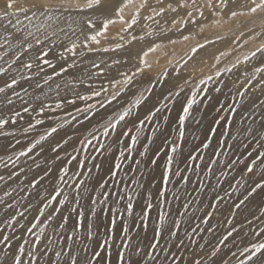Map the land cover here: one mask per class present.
<instances>
[{
	"label": "rangeland",
	"instance_id": "rangeland-1",
	"mask_svg": "<svg viewBox=\"0 0 264 264\" xmlns=\"http://www.w3.org/2000/svg\"><path fill=\"white\" fill-rule=\"evenodd\" d=\"M5 2L6 0H0V13L5 10ZM81 2L83 3V0ZM206 2L207 0H196L193 5V0H160L159 3L157 0H148L146 6L140 7L142 0H132L131 4L123 7L126 0H111L102 9L85 8L81 12L73 13L77 23L61 25L65 27L68 36L58 33L57 36L51 37V42H45L41 46L45 51H49L46 58L55 65V72H60L61 67L67 68V71L60 75H55L53 69L47 65H41L44 72L37 75L33 52L21 55L20 49L0 48V56H3V59H0V68L6 70L0 74V87L5 89L0 92V119L10 121L0 128V133L14 134L0 135V176H4V180L0 181V199L4 201L0 203V238L3 235L10 238L19 236L24 232V229L30 226L27 221L33 220L37 215L36 207L40 206L36 193L39 191L41 195H47L56 187L61 192L59 200H65L67 197L64 205L53 202L55 207L62 208V212L48 221L45 217L51 209H45V216L39 218L43 224H38L33 230L35 235L24 236V239L33 241L40 226L51 227L46 237L53 241L50 245L52 251L46 256L41 255L45 243L42 238L41 250L37 256H42L43 260L48 258L47 264H69V256H76L78 264H87L95 251H100L101 257L92 261V264H108L109 261L111 264H117V253L120 251H123L125 259H131L133 264H162L164 254L159 248H150L154 230L160 227L158 217L161 214H165L164 240L161 241V246L170 239L166 229L171 226L172 220L180 223L178 235L184 239L185 246L181 249L170 247V253L177 257L176 264H193L194 260H201V264H239L247 255H241L244 247H250L251 243L257 241L264 243V235H254L264 229V191L257 190V193L248 197L239 209L233 206L248 195V191L254 186L253 180H258L259 177L253 176L250 179V174L242 171L243 163H237L232 168L226 167L231 159L245 151L240 146L241 141L250 144L249 150L264 151L257 143L259 135H264V130L261 129L264 122V71H256L258 68L264 69V53L257 52L254 57L251 55L258 47L264 45V11L255 15L229 18V15L223 12L214 14L217 8L206 7ZM210 2L219 7V0ZM197 6L199 11L196 10ZM118 7H123L122 19L115 14ZM156 12H160V15H156ZM133 16L136 17L135 23H132ZM88 19L93 21L95 28L87 27L85 21ZM108 19L113 23L107 24L105 30L103 25ZM5 23L6 21L0 20V25ZM130 23L132 27L122 31ZM72 29H75V35L72 34ZM98 30L104 32L103 35L97 36L100 43L87 41L90 48L96 49L88 52L83 47L85 35H95ZM4 35L5 31L0 27V37ZM184 36H189L190 39L184 40ZM73 42L77 45L75 52L67 51L66 49L72 48ZM150 48L155 50L149 51ZM192 48H196V51L193 52ZM6 51L7 55L4 54ZM17 55L20 56L19 60H16ZM61 56L64 59H60ZM142 60L146 63H142ZM30 61L34 65L32 69L23 67V64ZM93 62L98 64L99 68L93 67ZM73 64L75 67H69ZM47 76L52 79L44 83ZM125 76L133 78V83L126 87L122 84ZM209 77L211 79H208ZM13 78L18 83L12 88L6 87ZM115 80H120L121 85L118 87H125V90L120 100L114 102L112 107L122 103L131 108L132 115L127 118L128 128H132L131 121L135 116L139 115L143 119L150 109L160 108V112L152 121L145 122L137 143L130 150L125 147L131 144L128 137L123 138V143L114 144L115 133L104 137L101 135V128L95 133L99 139L93 140L91 145L85 147L84 144L70 142L65 145L66 152L60 151L61 159L54 161L48 146L54 145L64 137L65 132H75L76 137L91 139L88 133L93 130L87 122L84 125L76 124L75 128L68 124L61 128L60 125L70 121L71 116L81 117L69 105L55 109L56 102L75 99V93L91 95V91L99 89L101 85L108 89L100 98L77 101L79 107H86L115 91L109 83ZM37 83L41 85L40 88L36 87ZM57 85L60 86L59 89ZM216 88H220V91L216 92ZM193 95L198 103L193 105L190 116L185 120L184 137L181 138L178 118L182 114L183 106ZM137 99L142 101L139 107L135 106ZM8 100L12 103L9 104ZM42 104L49 105L55 111L45 108L41 113L39 109ZM221 106L219 115L227 117L228 121H221V124L216 126L212 121L217 117L215 109ZM25 107L29 108L27 113L23 111ZM233 108L236 109L235 112L231 111ZM17 112L20 113L19 116L15 115ZM69 112L71 116L68 115ZM110 112L111 108L106 110L105 114ZM13 117L17 120L16 124L11 123ZM36 120H42L43 123L36 124ZM29 123L35 127L25 132L24 129ZM95 123L96 119H93L92 124ZM51 126L57 127L58 131L42 142L45 148L43 153L38 145L29 156H19L21 151L26 150L31 142L39 139V135ZM210 126H216L218 131L217 135L213 136L209 148L205 149L201 143L205 141ZM123 127V124L120 125L117 131ZM249 128L256 135V140H253L252 135H248ZM131 134L136 135L135 130ZM233 137L236 139L233 140ZM17 140H20V144H16ZM219 141L225 143L218 146ZM173 142L180 145L175 154L168 151ZM101 144L108 150L96 151ZM233 145L236 147H229ZM197 148L198 151L195 150ZM214 150L220 155H214ZM120 152H124V157L128 158L120 156ZM189 152L203 157L187 162L193 168L200 166L194 171L184 172V175L190 177L189 183H178L179 178L172 176L169 182L164 184L162 177L167 155L174 156L171 167L176 171L177 167L181 170L184 168L182 160ZM233 152L236 153L235 156ZM71 156H76L77 160L69 163ZM93 156L96 157L95 160L92 159ZM153 159L157 161L154 165L151 163ZM243 159L246 163L251 162L249 157ZM212 160H217L218 163L213 164ZM77 161L82 162V166H78ZM136 161H139V164ZM37 164L40 168L36 167ZM94 164H102L103 167L96 169ZM115 164H119L120 168L116 169L117 175L112 178L108 168ZM48 167L52 168V172L45 177L44 169ZM62 168L66 174L60 171ZM21 169L24 171L21 172ZM13 172L18 175L9 179ZM60 176H63V180L58 178ZM41 177L44 179L41 180ZM101 177L109 181V192H112L114 187L115 192L124 199L117 202V197L111 196L106 204L93 205L90 198L97 201L101 199L103 190L97 184ZM33 179L40 180L37 188L29 184ZM81 181L83 186L77 188L76 185ZM198 182H203L204 192L194 191ZM161 191L163 196H160ZM5 192L10 195L6 196ZM216 193L224 198L223 201L213 199ZM78 195L79 203L76 201ZM129 202L133 205L131 215L125 210ZM210 202L216 203L217 207L209 208ZM30 203L33 207L25 212ZM185 203H189L187 210L182 206ZM8 204H12L13 208L9 209ZM148 204L152 205L151 209H147ZM72 207L84 212L78 230L75 227L77 213L69 211ZM93 208L96 209L97 216L92 215ZM101 209L106 211L101 212ZM142 210L148 211L147 220L143 223ZM20 212H25L27 220L19 216ZM207 212H211L212 216L209 223L204 224L202 219L207 218ZM12 214L16 215L18 223L14 222L12 227H8L6 221ZM61 216L70 217L63 229L58 227L63 222ZM113 218L117 221L116 228L106 234V226ZM89 222L92 223V239L87 238L86 226ZM20 225H24V228ZM124 225L129 228L127 233L122 232ZM197 225V232L192 233L189 240L186 233H190L191 228ZM209 227H212V232L207 231ZM233 227L237 231L225 244H221L220 241ZM69 236L72 238L67 239ZM22 242L11 239V249L0 244V264H11L14 254H18L16 249ZM104 242H107V252L98 248V244ZM171 243L175 244L177 241L173 239ZM125 244L129 247L125 248ZM200 245L204 247L201 249ZM137 248L141 250L138 256L135 254ZM61 250L67 255H62L57 261L53 254ZM214 250L216 255L212 256ZM149 251L157 257L156 260L145 255ZM232 253H235V256ZM166 264H172L171 260Z\"/></svg>",
	"mask_w": 264,
	"mask_h": 264
},
{
	"label": "snow or ice",
	"instance_id": "snow-or-ice-1",
	"mask_svg": "<svg viewBox=\"0 0 264 264\" xmlns=\"http://www.w3.org/2000/svg\"><path fill=\"white\" fill-rule=\"evenodd\" d=\"M111 0H83V3L81 0H6L5 5H4V11L0 13V20L6 21L5 24L0 25L5 31V35L3 37H0V40H2V43H0V48H6L7 50H11L13 48L15 49H20L21 50V55L28 53V52H33L35 56V67L37 69V75L39 73L44 72V68L41 65H47V67L52 68L54 71L55 75H60V73L66 72L67 68L61 67L60 72H55V65L52 64L51 60L47 59L49 55V51H45L41 46L45 44V42H51V37L52 36H57L58 33H63L65 37L68 36V33L65 31V27L61 26L62 24L64 25H69V22L75 24L77 21L73 17V13L76 12H81L85 8L87 9H93V10H98L102 9L107 6L108 3H110ZM159 3L160 0H157ZM132 0H126V3L123 5V7H126L128 4H131ZM148 4V0H142V3L140 4V7H144ZM196 4V0H193V5ZM185 5H181V7H184ZM206 7L210 8H217V12L214 13L216 15L221 14L223 12L226 15H229V18H236L237 16H248L249 14L255 15L260 11H264V0H219V7L210 2V0H207L206 2ZM234 6V7H232ZM123 7H118L115 9V14L117 16H120L122 19V12H123ZM171 7V5H169ZM175 11V9H172ZM196 10L199 11V7H196ZM155 12V9H153ZM162 11V10H161ZM21 14L23 15V19H21ZM156 15H160V12H156ZM188 15H191V13H188ZM203 15V13H201ZM14 18V19H13ZM27 21L28 23L25 24L24 22ZM136 22V17L133 16L132 23ZM87 27L89 29L95 28V25L93 24V21L91 19H88L85 21ZM113 21L111 19L106 20L105 24L103 25L104 29L106 30L107 24H111ZM174 23V22H173ZM132 24H128L127 28L122 29V31H127L128 28H131ZM72 34L75 35V29H72ZM104 32L102 31H97L95 35H85V42L83 43V47L87 49L88 52H93L96 49L90 48L88 46L87 41H91L95 44H99L100 41L97 40V36L103 35ZM243 35V33H241ZM123 39V37H121ZM184 40H189V36H184ZM171 43H175V41H171ZM119 46V45H118ZM77 45L75 42L72 43V48L71 49H66L67 51H73L75 52ZM160 47V46H157ZM199 47H203V45H199ZM105 51H108V49H104ZM155 49L150 48L149 51H154ZM193 52L196 51V48L191 49ZM257 52L264 53V45H261L256 49L255 52H252V56H256ZM7 55V51L4 53ZM147 55V53H145ZM20 56L17 55L16 60H19ZM0 59H3V56H0ZM60 59H64L63 56L60 57ZM247 59V57L245 58ZM16 61H13L15 63ZM142 63H146V61H141ZM33 62H28L23 64V67L27 69H32L33 68ZM93 67L99 68L98 64H95L93 62L92 64ZM69 67H75V65H69ZM149 67H151L149 65ZM6 70L3 68H0V74H3ZM142 71V70H141ZM256 71H264V69H256ZM94 75V74H93ZM24 79H30V77H23ZM52 79L51 76H47L44 80V83H47L48 80ZM208 79H211L209 77ZM18 81L13 78L11 80L10 84H7L6 87L12 88L13 85H16ZM113 89H116L113 91L108 97H105L104 99H97L96 103L88 104L86 107H79L77 105V101H85V100H91L93 97L100 98L102 96V93H107L108 89L105 88L103 85L99 89H93L91 91V95H80L79 93H75V99H62L56 102L55 104V109H62L65 107V105L72 106L74 108V111L79 115L78 116H71V112L68 113V115L71 116L70 121H65L64 124H61L60 127L63 128L65 124L71 125L72 128H75L76 124L79 125H84L86 122L91 125L92 131H89L88 135L91 137V139H86V138H79L76 137L75 132L69 134V132H65V136L62 137L60 140L56 141L54 145H49L48 150L53 154L52 159L55 160H60V151H65V145H68L70 142L75 141L76 143L84 144L85 147L88 145L92 144L93 140L99 139V137L95 134L98 132L101 128L103 129L101 135L104 137H109L111 134L115 133V137L113 139L114 144H121L123 143V138L128 137L131 141L130 145H126L125 147L127 149H131L132 146L135 145L138 141V136L139 133L144 126L146 121H152L153 118L156 116L157 113L160 112V108H155L154 110H149L148 114L144 116L143 119L140 118L139 115L135 116L133 120L131 121L132 123V128H128V123L129 121L127 118L132 115L131 108L128 107L126 104L122 103H117L116 107H112L114 102H118L122 96V93L125 90V87L128 85H131L133 83V78L131 76H125L122 84L125 87H118V85H121L120 80H115L109 81ZM203 83V81H201ZM226 86V85H225ZM37 88H40L41 85L37 83L36 85ZM59 85H57V89H59ZM264 90V89H262ZM5 89L3 87H0V92H4ZM181 91H183L181 89ZM216 92L220 91V88L215 89ZM59 95V93H57ZM239 95H243V93H238ZM18 95V94H17ZM179 95V93H177ZM39 99V97H37ZM211 100V97L208 98ZM8 103L11 104L12 101L8 100ZM142 101L137 99L135 101V106L139 107L141 105ZM198 101L195 99V96L193 95L191 98H189L186 102V104L182 108V114L179 115L178 118V129L180 132V137H184V124L185 120L190 116L191 110L193 108V105L197 104ZM45 108H48L50 111H55V109L50 108L49 105L47 104H42L40 107L39 111L41 113L44 112ZM111 108V112L108 113L107 115L105 114L106 110ZM25 113L29 111V108L25 107L23 109ZM215 111L217 112V117L213 119L212 124L219 126L221 124V121H228L227 117L219 115L220 111H222V106L221 108H216ZM231 111L235 112L236 109L233 108ZM16 116H19L20 113L17 112L15 114ZM93 119H96V123L92 124ZM165 120L167 118L165 117ZM73 121L75 124H73ZM138 121V123H137ZM9 120L7 119H0V128H3L5 125L9 124ZM12 124H16L17 120L15 117L11 119ZM36 124H42V120H36ZM199 123V121H198ZM124 125L123 128H120L119 131H117L118 127L120 125ZM216 126H210L208 133L206 135L205 141H202L201 146L205 149L209 148L213 136L217 135V127ZM35 125L32 123L28 124V127L24 129L25 132H29L32 129H34ZM261 129L264 130V122L261 124ZM135 130L136 135H132V131ZM58 128L55 126H51L49 129H47L43 134L39 135V139H35L33 142L30 143V146L26 148V150L21 151L19 153V156H29L30 153L33 152L34 149L37 148V146L40 147V152L43 153L45 151V148L43 147L42 142L47 141L49 137H51L54 133H57ZM248 135H252L253 140H256V135L253 134V130L251 128L247 129ZM0 135H14L13 133H0ZM236 137H233V140H235ZM225 142L224 141H219L218 146H222ZM259 148H264V135H259V140L257 141ZM16 144H20V140L16 141ZM240 146H242L245 151L243 153H240V155L234 159H231L230 162L226 165L227 168H232L234 165L237 163H243L244 168L243 172L246 174H250L249 178L251 179L253 176H258V180H253V185L248 191V195L244 197L243 200H240L239 203H234L233 206L236 209H239L245 201L248 199V197L252 196L253 194L257 193V190L264 191V151H259L258 149H250V144L245 143L243 141L240 142ZM110 147V146H109ZM180 147L179 144L173 142L172 144L169 145L168 151L172 154L177 153L178 148ZM229 147H236L235 145L229 146ZM101 149H104L105 151L108 150V148L101 144L96 151H100ZM75 150V149H74ZM198 151L199 149H195ZM163 151V149H161ZM253 152H255V156H253ZM144 153H140V155H143ZM214 155H220V153L216 152L214 150ZM159 155V153H157ZM233 155L235 156L236 153L233 152ZM120 156L124 157V152H120ZM243 157H249L251 158L250 163H246ZM18 158V157H17ZM127 159L128 157H124ZM203 159V157H197L196 155H193L192 152H189V154L183 158L182 163L184 164V168L181 170L179 167H177L176 171L172 170V165L174 163V156L173 155H167V160H166V165H165V170L163 173V183L167 184L170 180V177L175 176L178 177V183H183V184H188L190 177L187 175H184V172L186 171H194L195 168H199V165H196L195 168H193L192 165L188 164L187 162L189 160H196V159ZM11 159V157H10ZM93 160L96 159L95 156L92 157ZM77 157L76 156H71L70 160L68 161L71 163L72 161H76ZM257 161H259V164H257ZM213 164L218 163L217 160H212L211 161ZM78 166H82V162L77 161ZM137 164H139V161H136ZM151 163L154 165L157 163L155 159L151 161ZM37 168H40V165H36ZM94 168L96 169H101L103 167L102 164H94ZM205 167H208L205 165ZM120 165L115 164L113 166H110L108 168V173L112 178H115L117 175L116 169H119ZM258 170V171H257ZM21 172L24 170L21 169ZM61 172H65V169H60ZM52 168L48 167L44 169V176H48L51 174ZM89 172H91V169H89ZM66 174V172H65ZM79 174V173H77ZM18 173L13 172L9 175V179H12L14 176H17ZM60 180H63V176L58 177ZM44 179V177H41V180ZM4 180V176H0V181ZM29 184L33 188H37L38 185L40 184V180L33 179L29 181ZM97 184L101 190V199L97 201L95 198H90L91 203L93 205L99 203V204H106L111 196H116L117 197V202L120 200H123L124 197L119 195V193L115 192L114 187L113 191L109 192L108 191V185L109 181L105 180L103 177H101L98 181ZM83 186V181L78 183L76 185L77 188H80ZM46 191V190H45ZM87 191V189H85ZM93 191H95V188H93ZM194 191H200L204 192L205 191V186L203 182H198L196 189ZM213 191H215L213 189ZM5 195H10V193L5 192ZM61 195V192L58 190V188L53 187V191L49 192L47 195H41V193L38 191L36 193V196L39 201L38 207H36V212L37 215L33 217L32 221H27V223L30 225L26 229H24V232H22L19 236H13L9 237L8 235H3L2 238H0V244L5 245L6 248L11 249L12 244L10 243L11 239H16V240H21L23 241L22 243L19 244V246L16 249V253L14 254L13 259L11 261V264H25V262L22 260V257L27 255L30 257V261L28 264H35L36 260L38 259L37 255L35 254L36 252L39 251V245L42 243V238L44 243V250L41 253V255H47L49 252L52 251L50 245L53 243L52 239L50 237H44L43 235V228L41 227L40 232L41 235L35 236V239L31 241V248L32 251H28L27 253L25 252V245H29L30 242L27 239H24V236L26 234H33V230L37 228L38 224H43V221H41L39 218L41 216H45V209L50 208L51 211L48 212L47 216L45 217L46 220L51 221L53 216L56 214H59L62 212L61 207H55L54 203L59 204V205H64L67 197H65V200H59L58 197ZM164 193L161 191L160 196H163ZM226 195H231L230 193H226ZM79 195L76 197L77 203H79ZM131 200V197L128 198ZM178 199V197H177ZM214 200L216 201H223V197L219 196L218 193H216L213 197ZM0 203H4L2 199H0ZM191 203V201H189ZM189 203L183 204V208L187 210L189 207ZM7 207L9 209L13 208L12 204H8ZM33 207V205L30 203L29 205L26 206L25 212L30 210ZM209 208H216L217 204L216 203H209L208 205ZM152 205L148 204L147 209H151ZM129 215L132 214L133 211V205L132 203H128L126 205L125 209ZM70 212H75L77 213V223L75 225L76 229L78 230L79 227L81 226V219L84 217V212L83 211H78L76 207H72ZM106 211V209H101V212ZM107 211H112V209H107ZM25 212H20L19 216L22 218H27L25 217ZM92 215L97 216L96 209H92ZM168 215H171V213H168ZM207 218L202 219V223L208 224L209 223V218H211L212 213L207 212L206 214ZM148 217V211L147 210H142V216H141V221L142 223L147 220ZM69 216H61L62 223L58 225L59 228L63 229L65 224L67 223ZM160 227H157L154 230V236H153V242L150 245V248L155 250L158 249L160 250L161 253L164 254V262L162 264H166L168 260H171L172 264H176L177 257L174 253H170V247H175L177 249H181L185 246V242L183 238H180L178 233L180 230V223L177 220H172L171 226L166 229L169 240L165 241L164 246H161V241L164 240V228L163 224L165 223V214H161L158 217ZM35 221V222H33ZM16 222L18 223L16 219V215L12 214L11 218L6 221L8 227H12L13 223ZM135 223V221H134ZM228 223H231V221H228ZM117 221L115 218L109 220V224L106 226V234L111 233L114 231L116 228ZM146 227V223L144 224ZM21 228H24V225H20ZM88 229V239H92V223L89 222V224L86 226ZM199 226L197 225L196 227L191 228L190 233H186L187 238L191 240V235L192 233H196L197 229ZM202 230V229H201ZM2 231V230H0ZM129 231V228L124 225L122 227V232L127 233ZM207 231L212 232L213 229L212 227H209ZM237 229L233 227L230 231L227 232V234L223 237V239L220 241L221 244H225L229 237L233 236V233L236 232ZM256 236H262L264 235V229H262L260 232L254 233ZM72 237L69 236L67 239H71ZM176 240L177 243L172 244V240ZM195 243V241H192ZM106 243H99L98 248L105 250L107 252L106 248ZM125 248L129 247L128 244L124 245ZM201 249L204 247V245H200ZM87 250V249H85ZM140 249H135V254L138 256L140 255ZM246 255L245 259H242L239 261V264H264V243H261L259 241L251 243L250 247H244L243 251L241 252V255L244 256ZM54 257L58 261L60 260L62 255H67L66 253H63V250L61 251H56L54 252ZM108 255H111V253H108ZM148 257L152 258L153 260H156L157 257L154 256L152 251H149L145 253ZM216 255V251L214 250L212 252V256ZM233 256H235V253H232ZM101 257V252L100 251H95L92 254L91 260L87 261V264H92V261H97ZM51 260V258H50ZM69 264H78V260L76 256H69ZM108 264H111L109 261ZM117 264H133L131 259L126 260L125 259V254L123 251H120L117 253ZM193 264H201V260H194ZM226 264V262H225Z\"/></svg>",
	"mask_w": 264,
	"mask_h": 264
},
{
	"label": "bare ground",
	"instance_id": "bare-ground-1",
	"mask_svg": "<svg viewBox=\"0 0 264 264\" xmlns=\"http://www.w3.org/2000/svg\"><path fill=\"white\" fill-rule=\"evenodd\" d=\"M124 59H127V58H124ZM120 61H121V59H120ZM41 227H42L43 230H44L43 235H44V237H46L47 233H48L49 231H51V230H50L51 227L49 228V226H46V225H44V226H40V227L37 229V233H38L39 235H41V232H40ZM38 234H37V235H38ZM27 240H29L30 244H29V245H25V252H26V253H27L28 251H32V248H31V239H27ZM13 250H14V249H13ZM40 250H41V245H39V251L35 253L37 256H39L38 254H39ZM43 256H44V255H43ZM30 259H31V258L28 257L27 255H25V256L22 257V260L25 262V264H28V262L30 261ZM47 262H48V258H46V259L43 260V258H42V256H41V258L38 257V259L36 260L35 264H47Z\"/></svg>",
	"mask_w": 264,
	"mask_h": 264
}]
</instances>
